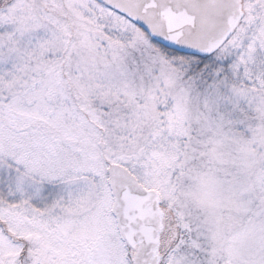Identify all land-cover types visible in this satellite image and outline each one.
<instances>
[{
	"label": "snow or ice",
	"instance_id": "snow-or-ice-1",
	"mask_svg": "<svg viewBox=\"0 0 264 264\" xmlns=\"http://www.w3.org/2000/svg\"><path fill=\"white\" fill-rule=\"evenodd\" d=\"M0 264H264V0H0Z\"/></svg>",
	"mask_w": 264,
	"mask_h": 264
}]
</instances>
